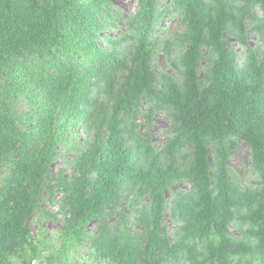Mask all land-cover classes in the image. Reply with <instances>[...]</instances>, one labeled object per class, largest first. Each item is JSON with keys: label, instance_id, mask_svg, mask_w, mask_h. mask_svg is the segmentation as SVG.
Masks as SVG:
<instances>
[{"label": "trees", "instance_id": "trees-1", "mask_svg": "<svg viewBox=\"0 0 264 264\" xmlns=\"http://www.w3.org/2000/svg\"><path fill=\"white\" fill-rule=\"evenodd\" d=\"M0 264H264V0H0Z\"/></svg>", "mask_w": 264, "mask_h": 264}, {"label": "rangeland", "instance_id": "rangeland-1", "mask_svg": "<svg viewBox=\"0 0 264 264\" xmlns=\"http://www.w3.org/2000/svg\"><path fill=\"white\" fill-rule=\"evenodd\" d=\"M110 1L117 8L122 10L125 15H127L129 13H133L135 11L136 0H110ZM175 24H176L175 21H168V24L166 23V25H168L169 28L174 27ZM257 37L258 36H255L254 33H251L247 37V43L249 44L250 47H255V46H258L260 43H262V42L257 41ZM231 45L240 57H242V55L245 54V49H243L235 39L231 40ZM158 61H159V64L161 67H163L165 69L167 68L165 66L164 59L161 56L159 57ZM169 71H171V70H169ZM167 129H168V122H167L166 118L163 115H157L155 117L154 128H153L154 135L156 136V137H154V139L156 138L154 142L156 144H158V145L162 144L163 132H165ZM247 162H248V145L245 143H239L237 146V149L235 151V157L232 160V165H234L235 167H238V168H246ZM236 173L238 175L244 174V172L242 170H238V169L236 170ZM166 220H168V219H166ZM46 227L49 231H54L55 229L58 228V225L55 222H49L46 225Z\"/></svg>", "mask_w": 264, "mask_h": 264}]
</instances>
